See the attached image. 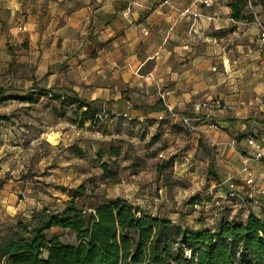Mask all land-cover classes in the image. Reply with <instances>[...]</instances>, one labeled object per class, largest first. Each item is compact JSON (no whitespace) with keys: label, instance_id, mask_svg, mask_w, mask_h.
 Wrapping results in <instances>:
<instances>
[{"label":"crops","instance_id":"obj_1","mask_svg":"<svg viewBox=\"0 0 264 264\" xmlns=\"http://www.w3.org/2000/svg\"><path fill=\"white\" fill-rule=\"evenodd\" d=\"M233 1L0 0V216L29 217L40 205L36 180L72 173L70 163L83 168L88 151L97 168V150L124 138L140 146L117 140L119 161L144 159L147 147L149 156L172 158L177 176L218 183L224 198L226 182L240 188L236 197L249 203L229 220L260 215L244 168L254 188L264 183V156L248 144L264 146V14L249 4L251 18L233 20ZM40 90L132 120L101 123L99 141L88 122L77 123L80 111ZM203 101L216 108L191 126L169 117L168 108L192 116Z\"/></svg>","mask_w":264,"mask_h":264},{"label":"trees","instance_id":"obj_2","mask_svg":"<svg viewBox=\"0 0 264 264\" xmlns=\"http://www.w3.org/2000/svg\"><path fill=\"white\" fill-rule=\"evenodd\" d=\"M249 4L259 5L264 14V0H234L229 5L231 18L250 19L245 13ZM40 92L62 106H74L80 111L77 123L88 122L99 132L103 122L95 120V114L101 108L75 96ZM3 100L0 97V102ZM114 118L127 119L121 115ZM114 143L97 150V164L106 159L99 165L102 179L112 173V160L119 159L120 146ZM172 165L170 158L157 164L156 171ZM66 191L69 199L58 213L39 207L28 218L0 221V264H264V209L260 215L249 212L244 221L220 216L215 229L194 230L174 226L166 217L142 213L119 198L86 209L77 202L86 192L83 184ZM200 201L199 196H193L187 205ZM261 202L264 204V199ZM52 229L70 233L75 244H64L58 235H49Z\"/></svg>","mask_w":264,"mask_h":264},{"label":"rangeland","instance_id":"obj_3","mask_svg":"<svg viewBox=\"0 0 264 264\" xmlns=\"http://www.w3.org/2000/svg\"><path fill=\"white\" fill-rule=\"evenodd\" d=\"M94 135L99 141L102 140L100 135L95 133ZM114 140L115 145L117 140H124L131 145L138 144L130 143L126 138ZM92 141H94L93 138ZM138 145L140 146V143ZM142 150L146 155L144 159L138 157L133 162L125 163L119 159L112 160L111 171H113L105 179H102L103 171L99 165L106 159L99 161L96 168L93 158L92 161L90 160L92 154L89 151L86 152L84 155L86 162L83 168L78 166L75 168H79V170H75L74 164L70 163L73 167L72 173L62 171L60 175L56 174L50 178L36 180L35 185L40 188H36V191L40 193H36L40 204L38 207H47L50 211L58 213L63 208L64 201L69 199L66 190L83 184L86 192L78 198L77 202L84 205L86 209L119 198L140 208L142 213L150 215L157 213L160 217H166L172 221L174 226L176 224L186 226L187 224L196 227L197 230L202 227L215 228L214 218L226 216L229 219L231 209H236L243 203H249L246 199L242 202L236 195L224 198L218 192L220 191L218 183L215 184L213 180L208 183V181L189 175L177 176L173 165L158 173L156 171L157 164L166 160L162 157L149 156V152L152 151H149L147 147ZM69 154L67 151L65 158L68 159L67 162H72L74 159ZM80 170H84V172L82 173ZM193 196H199L200 203L195 206L187 205L188 200ZM17 217L28 218L24 215H7L0 216V221H13ZM48 234L58 235L64 244H75L73 236L68 232L52 229Z\"/></svg>","mask_w":264,"mask_h":264},{"label":"built area","instance_id":"obj_4","mask_svg":"<svg viewBox=\"0 0 264 264\" xmlns=\"http://www.w3.org/2000/svg\"><path fill=\"white\" fill-rule=\"evenodd\" d=\"M202 3L208 4L209 0H201ZM259 29H260V35H259V42L261 44H264V25L261 23V21L257 22ZM216 108V104H213L209 101H203V102H196L192 106V116H183V115H177L175 114L170 108H168L169 112V117L175 118V117H180L181 123L185 126H191L193 122H198L201 120L200 113L203 110H209ZM122 116L124 118L129 119L130 117L127 114H117L114 111L107 110L105 108H101L96 111L95 114V120L98 122H105L108 119H112L117 116ZM159 119H162L160 116ZM208 128L209 129H216L217 125L213 122L208 123ZM96 135H100L98 131H94ZM248 144L256 149L255 152V158L259 159L262 156H264V146L256 145V143L253 140H248ZM245 172V185L251 188V193L255 194L262 199H264V183H262L260 186H257L254 188V175L250 170H247V168H244ZM227 184V189H228V196L232 197L237 194V192L240 190L237 186H235L231 182H226Z\"/></svg>","mask_w":264,"mask_h":264}]
</instances>
